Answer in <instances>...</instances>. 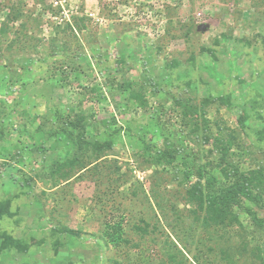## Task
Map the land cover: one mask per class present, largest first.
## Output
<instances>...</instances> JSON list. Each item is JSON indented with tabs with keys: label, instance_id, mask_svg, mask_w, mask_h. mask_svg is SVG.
<instances>
[{
	"label": "rangeland",
	"instance_id": "obj_1",
	"mask_svg": "<svg viewBox=\"0 0 264 264\" xmlns=\"http://www.w3.org/2000/svg\"><path fill=\"white\" fill-rule=\"evenodd\" d=\"M63 1L69 22L84 17L88 25L78 34L80 45L75 46L72 36L61 35L67 45L59 44L66 50L59 48L51 57L48 40L58 25L51 21L52 0H0V28L13 5L19 3L24 11L19 22L8 24L0 42V66L18 72H9L13 83L7 81L0 89L4 109L16 110L7 123V137L0 141V201H10L13 214L0 221V230L30 246L23 253H0V264H111L127 252L134 264H168L164 241L182 248L186 244L183 252L190 259L195 245L179 239L190 226L193 240L202 234L189 215L184 188L173 181L172 171H161L138 157L136 136L147 139L149 132L152 144L161 148L171 141L164 136L178 129L174 117L166 114L174 105L172 97L192 98L198 105L204 98L222 96L227 102L212 101L206 108L210 128L215 132L220 125L238 134L245 149L241 167H264V144L256 137L264 126V0ZM22 22L32 38L22 43L28 47L40 40L35 51L32 47L21 51L19 42L7 50ZM203 25L205 30L200 29ZM66 54L69 57L64 58ZM118 60L124 64L118 65ZM20 67L28 70L19 71ZM60 67L67 74H60ZM5 72L0 67V77ZM115 77L134 89L144 84L163 91L149 95L146 113L131 105L120 106L119 111L113 89L105 84L106 78ZM22 108L25 113L19 115ZM71 108L86 117L94 137L107 136L110 129L104 123L114 117L123 129L122 138L99 161L82 157L88 167L68 170L70 180L59 175L51 179L57 165L72 156L71 148L66 140H48L35 130L40 124L50 129L58 123L51 120L56 119L55 112L68 113ZM159 111L162 126L148 117ZM187 147L197 148L194 143ZM15 153L20 163L9 157ZM244 206L264 219L263 208L246 201ZM236 211L246 233L238 224L231 225L230 243L237 244L251 232L259 241L249 242L247 253L234 264H260L250 255H258L254 247L258 245L264 258V226L256 228L242 208ZM111 216L114 223L125 225L121 240L123 236L137 248L124 245L111 227L105 229ZM140 220L149 224L144 236L134 229L143 227ZM214 258L208 256L214 263L227 264Z\"/></svg>",
	"mask_w": 264,
	"mask_h": 264
},
{
	"label": "trees",
	"instance_id": "obj_2",
	"mask_svg": "<svg viewBox=\"0 0 264 264\" xmlns=\"http://www.w3.org/2000/svg\"><path fill=\"white\" fill-rule=\"evenodd\" d=\"M23 12L19 3L13 5V8L8 11L5 22L0 28V42L2 38H6L8 24L19 22L24 16ZM85 19L84 17L73 18L72 21L65 22L63 27L61 25L54 27L53 35L48 40V48L52 50L51 57L57 56L59 48L61 51L66 50V48H62L59 44L63 42V45H67L60 38L61 35L63 37H66L65 35L72 36L76 40L74 42L75 46L81 44L78 34L87 28L88 24L85 23ZM87 20L90 22L89 19ZM20 27V31H23L22 35H19L20 31H14L7 50L12 49L13 45L19 42L21 51L27 48L30 49V47L35 51L40 40H36L34 45L28 44V47L27 45L25 46L22 40L31 41L32 38L25 32V22H22ZM60 57L63 58V56ZM67 57H69L68 54L64 58ZM116 63L118 65L124 64V61L118 60ZM0 67L6 69L5 76L0 77V89H2L6 86L7 81L13 83L9 72H14V74L18 72L17 68L10 71L12 68L6 64ZM18 69L23 72L28 70L25 67ZM65 69H61L60 74H67ZM60 81H63V79ZM105 84L108 88L113 89L110 92L112 95L114 94L113 101L117 103L115 107L119 111L120 106L129 108L131 105L134 111L141 110L143 113H146L148 111L149 95L153 96L156 95L157 91H163L157 88L149 89L144 84L134 89L131 83L123 81L121 77L119 79L116 77L113 79L106 78ZM21 86L25 87V84L23 83ZM92 90L95 91V89ZM164 93L168 94L167 92ZM115 100L118 101L116 102ZM172 100L174 105L169 110H166V114L174 117L178 129L171 130L164 136V138H169L171 141L163 147L157 148L152 144L153 136L149 132H146L147 139L146 137L140 138L136 136V142L138 141L140 146L137 155L144 161L157 165L161 171H172L173 181L184 188L183 198L189 207V215L195 222L196 228L201 230L202 236L199 235L196 240H193L192 226H190L187 229V235L179 239V241L181 240L180 242L184 241L188 245H195V253L190 259L186 256V252H183L184 249L188 250L186 244L182 248L178 247L174 241L171 244L164 241L162 245V248L164 246L163 251L167 257L168 264H219L217 262L214 263L213 260H209L208 256L210 255H214L215 258L217 256L220 257L219 259L227 264H234L247 253L250 247L249 242L255 243L259 241L258 236L256 234L251 235V232L240 237V241L237 244L230 243L228 230L231 225L238 224L241 230L246 233L242 224H240L236 209L242 208L251 217L253 226L256 228L262 229L264 226V219H260L256 212L244 206V201H246L252 203L254 207L257 206L258 209H264V167L261 165H250L246 168L241 167L239 160L245 155V149L242 142L240 143L239 141L238 134L234 130L220 125L215 127V132L210 128L206 118V108L212 101L224 104L223 102H227L226 98L222 96L216 99L210 97L204 98L198 105L193 104L192 98L179 99L172 97ZM160 105V110H164L163 105ZM4 107V103H0V141H3L4 137H7V123L10 124L13 121L11 115L16 113V110L9 112ZM24 110V108L18 110L19 115H24ZM54 115H56L54 116L56 119L52 117L51 120L58 123L52 124L48 130H45L46 128L40 124L36 128L35 133L45 136L48 140H66L68 146L71 148L72 156L67 158L62 164L57 165L55 170L49 175L51 179L59 175L66 179V181L70 180L72 177H68V170H72L76 165L81 167L80 171L86 169L87 165L83 166L82 157L85 156L86 159H91L93 162L99 161L105 157L107 150L114 147L116 140H121L122 138L121 133L123 129L121 126L116 125L114 117H109V120L104 123L105 129H110V133L100 138L94 137L88 132L90 125L87 127L86 122H84L85 116L78 115L73 108L69 109L68 113L56 111ZM148 115L149 119L156 124L161 122L160 115L162 113L160 111L148 113ZM88 124L91 123L89 122ZM160 125L164 124L161 122ZM127 130L128 132L130 131L129 128ZM96 135L98 136V134ZM256 137L259 142L264 144V126L256 132ZM188 143H194L197 148L189 150L187 147ZM17 154H9V157L11 160L20 163V160L17 159ZM210 157L211 159H209ZM89 165H92V163ZM132 195L134 196V192H132ZM12 216L10 201H0V221L4 217ZM113 220L112 216L107 218L104 227L105 229L111 227L112 234H118L119 232L121 240L120 231L125 225L114 223ZM141 222L143 223V227L136 226L134 229L144 236L148 234L147 229L149 224ZM111 223L113 224L112 226L110 225ZM64 232L72 233V230L64 229ZM123 238L122 236L121 241H123L124 245H128L133 249L137 248L136 244H131L129 239ZM210 242L214 243L210 245ZM29 247V244L26 242L14 239L5 231L0 230V253L11 250L23 253ZM254 247L258 255L252 253L250 256L258 260L260 264H264V258L259 254L261 251L260 246L255 245ZM128 253L122 259L113 260L111 264H134L135 262L133 258L131 259V254ZM133 255L135 258L138 256V254Z\"/></svg>",
	"mask_w": 264,
	"mask_h": 264
},
{
	"label": "built area",
	"instance_id": "obj_3",
	"mask_svg": "<svg viewBox=\"0 0 264 264\" xmlns=\"http://www.w3.org/2000/svg\"><path fill=\"white\" fill-rule=\"evenodd\" d=\"M53 12L51 15V21L56 24H61L63 21H69L67 16L65 5L63 0H52Z\"/></svg>",
	"mask_w": 264,
	"mask_h": 264
},
{
	"label": "water",
	"instance_id": "obj_4",
	"mask_svg": "<svg viewBox=\"0 0 264 264\" xmlns=\"http://www.w3.org/2000/svg\"><path fill=\"white\" fill-rule=\"evenodd\" d=\"M205 28H206L205 25H203V26L200 27L201 30H205Z\"/></svg>",
	"mask_w": 264,
	"mask_h": 264
}]
</instances>
